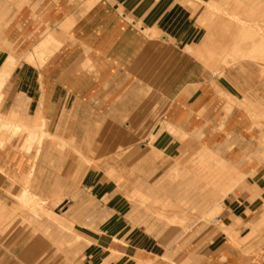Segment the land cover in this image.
Instances as JSON below:
<instances>
[{
  "label": "crops",
  "instance_id": "obj_1",
  "mask_svg": "<svg viewBox=\"0 0 264 264\" xmlns=\"http://www.w3.org/2000/svg\"><path fill=\"white\" fill-rule=\"evenodd\" d=\"M17 1L22 2L20 9L9 15L11 20L0 34V71L10 54L7 46H13L22 56L33 50L46 31L60 39L62 45L42 65L22 62L9 78L12 99L20 95L29 103L40 99L42 106L38 114L31 116H25L24 108L19 112L9 108L0 111L3 121L0 170L7 168L14 181L19 178L23 183L30 173L31 191L40 169L50 163L57 169L67 166L63 165L62 156L63 151L69 150L79 160L73 167L78 166L77 173L81 172L82 187L76 191L69 184L64 186L58 177L49 191L45 192L42 182L34 193L38 197L56 193L51 198H57L59 205L70 201L63 215L50 208L44 210L48 220L58 227L57 232L54 229L50 233L55 258L46 260L34 254L28 259L29 250L21 237L15 250L10 251L16 254L20 249L19 256H15L17 260L8 259L3 252L0 264H60L59 254L68 255L66 247L83 238L84 251L79 264H264V65L240 61L220 69L218 76L204 77L203 66L182 47L190 46L188 41H198L197 34L205 31L197 24L199 14L191 15L192 11L179 0ZM15 7L12 0H0V13ZM138 21L141 29L135 27ZM144 27L163 32L164 43L146 36ZM167 36L170 43L164 41ZM218 89L230 98L225 120L226 100ZM159 92L162 95L158 96ZM158 114L187 135L198 132L200 144L215 149L216 154L228 161L235 175H243L238 182L240 186L224 198L225 213L217 216V222L224 224L222 229L219 223L197 224L190 234L181 236L171 246L133 224H144L148 231L156 230L155 220L162 222V230L174 225L156 215V200L180 204L171 217L181 219L182 226L190 210H200L203 219L219 204L218 190L205 191L206 184L199 176H187L179 168L171 169L181 177L173 181L178 183L176 189L172 184L148 186L137 180L139 175L133 180L125 179L117 168L109 163L100 164L93 156L99 147L98 133L92 135L96 121L110 127L112 132L106 134L113 136L111 145L117 155L128 153L124 168H141L138 159L142 156L154 161L162 155L161 151L171 154V145L161 141L173 138L153 127ZM255 115L262 119L254 120ZM16 116L27 124L39 117L47 119L49 131L51 124L56 127L62 121L61 127L69 130L67 139H62L66 145L53 144L50 132L51 138L46 137L38 149L29 150L26 134L6 132L2 127L14 125ZM147 122L149 125L145 126ZM148 135L161 138L154 148L144 146L145 152L141 153L136 147L137 137ZM125 136L131 137L127 143ZM52 148L60 151L55 157L50 156ZM108 169L119 172L121 183L116 180L118 174L112 177ZM8 185V179L0 171V187L6 189ZM131 185L142 193L147 190L144 193L149 198L147 204L132 205L134 202L129 200L132 191H128ZM165 191H173L177 196H161ZM203 207L209 209L202 211ZM73 223L82 235L74 230ZM224 228H229L232 235L226 234ZM252 232L260 234L248 239Z\"/></svg>",
  "mask_w": 264,
  "mask_h": 264
},
{
  "label": "rangeland",
  "instance_id": "obj_2",
  "mask_svg": "<svg viewBox=\"0 0 264 264\" xmlns=\"http://www.w3.org/2000/svg\"><path fill=\"white\" fill-rule=\"evenodd\" d=\"M12 1L14 3H16L17 7H15V9H13V10L7 9L6 12L0 13V34L2 33L3 29L8 25L9 21L11 20V17H9V15H11V16L15 15L16 11L20 9V6L22 4V2H18L17 0H12ZM15 1H17V2H15ZM191 1L194 4H197V5H195V8L196 9L198 8V9H197L195 14L198 13L199 14L198 17H200L201 14H203L202 12H204L207 8V6L205 5L206 3H203L202 1L199 2L196 0H191ZM205 1H209V0H205ZM260 2H262L261 4L264 5V0H262V1L261 0H257V1H253V0H245V1L244 0H237L236 1V0H233L231 2V6H230V4L229 5L227 4L226 0H216V7H218V9L217 8H215V9L211 8L212 11H210L211 9L209 11L217 13V14L222 13L221 16L226 18V20L231 25V28L233 30V35H235V34L237 35L238 29L240 27L241 28L244 27L246 29L245 35H247V38H254L255 40L256 39L259 40L260 37L261 38L264 37V32H262V30L260 32V30H259V32L255 33L254 28L255 29H257V28L259 29L261 27L264 28V21L262 20V22H261L259 17H257V16L254 17L253 15H250V13H247V12L243 13V10L250 8V7L256 8V7H258V4H260ZM199 3H201V5H199ZM235 4H236V6L237 5L238 6L237 7L235 6V8H233V6ZM243 7H244V9H243ZM213 10H215V11H213ZM239 10L241 12H239ZM225 12H229L230 16L227 14L225 15L224 14ZM198 17H197V19H198ZM227 17H229V18H227ZM236 31H237V33H236ZM213 32H212L213 36L215 35L213 38H216L217 37L216 33H218L219 31L215 28V30H213ZM48 33H49V31H46L43 39L39 42V44L35 45V47L33 48L32 51L25 53L22 56H20L17 53L16 48H14L13 46L12 47L7 46V49H8V47H10L9 48L10 50L8 49L10 51V54H9L5 64H4V67L0 71V78L8 79V80H5V85L3 86L2 90L0 91L3 93V96L1 95V99H0V111H4V110L9 108L10 110L13 109V111L19 112V111H21V109L24 108L25 112H26L25 116H27V115L31 116L30 114H36L37 112H39V110H41L42 104H40V99L37 100V102H35V103H29L28 99L26 100V99H23L21 97L22 95H20V97L16 98L15 100L12 99L11 98V92H10L11 89L9 86V78L11 76L10 74H12V72L16 69V67L19 66L22 62H26V63H29L31 65H40V63L42 62L41 63V65H42L62 45V41L60 39H56L58 42H55L53 44V46L52 45L48 46L46 44V41L48 40V35H49ZM161 34L162 35H160L157 38V40L159 42H161L163 40L164 33L162 32ZM218 34L220 35L221 33H218ZM197 35L200 36V39L198 41H192V42L188 41V44H191V45L196 44V45L200 46L203 42V39L206 37V33L200 32ZM248 36H250V37H248ZM257 37H259V38H257ZM250 40L251 39H249V41L247 42V45L245 46L246 49L244 48L246 51L249 49V45L252 42V41L250 42ZM42 43H43V45H41ZM182 48L185 49L186 47H182ZM54 49H55V51H53ZM187 51L184 50V52H187ZM45 56L47 57V59ZM29 57H32V61L29 60ZM213 57H214V61H219L222 58L221 56H219V54H217L216 56H213ZM42 58H43V60H42ZM233 58H234V55H231L230 56V61L232 60L231 62H233ZM36 60H37V62H36ZM221 63L219 61L217 67H219V65H222L225 67L228 64V63L223 64V62H221ZM14 64H15V66H14ZM11 68H13V69H11ZM6 71H8V72H6ZM8 75H9V77H8ZM219 85L228 90V87L225 84L221 83ZM160 95H162V94L159 92L158 96H160ZM8 97L10 99V102L7 103ZM227 101L228 100H226V102ZM227 104H228V102H227ZM232 104L234 106L235 102H232ZM6 105H8L9 107L5 108ZM64 114H65V112L62 111L61 116L63 117ZM162 116H163V114H158L157 119L154 122L155 124L153 127H158L160 129L159 131L163 130L162 131L163 133L168 132L167 137L173 138V140H171V141H169V140L166 142H164V140L161 141L162 144L171 145V147H169V149H172L171 154H168V153L160 150L162 152V155L160 157H158L157 159H155L154 161H147L146 158H143V156L140 158V160L138 159V161H141L140 162L141 168H138L135 170H133L132 166L130 168H124L123 167V161L127 159L128 153H125L124 155H117V152L115 151L116 150L115 147H113V145H111L112 144L111 138L113 136L106 134V132H112L110 127H108L107 125H104L105 122H103V121H96V124L94 125V129L92 131V135H93V133H98L96 135V143L99 147L97 148V151L93 155L94 158H96L97 162L100 164L109 163L113 167L117 168L118 171H120L123 175H125V177H126L125 179L128 178L129 180H133V179H136V176L139 175L140 177L139 178L137 177V180H143L144 182H146V184L148 186H154L155 184H157V185H159V184L160 185L172 184V188L176 189L178 183L173 182V181L180 180V178H181V177L177 176L176 172L173 173V171L177 168H179L181 170V172H183L187 176H190V175L199 176V174L202 175L203 172L206 173L207 172V169H206L207 164H205L203 166L201 161H200L201 155L203 154L202 151H203L204 145L200 144V141H198V140H200V138L197 137L198 132H195L194 134L187 136V134L185 133L186 134L185 135L183 133L184 131L179 127H176L177 131L175 129H171L172 126L167 128V126L170 123L168 124V122L164 121ZM253 119L257 120L256 118H253ZM261 119L262 118H258L257 121L259 122ZM0 122L2 123L3 121L0 120ZM61 125H62V121H60L56 125V127L55 126L52 127V124L50 125V132H52L53 138H54L53 144L66 145V144H64L62 139H67L66 135L69 134V130H67L66 128H62ZM97 125H99V127H97ZM148 125H149V123L147 122L145 126H148ZM171 125L174 126V124H171ZM159 126H161V128ZM53 128H54V130H53ZM166 130H167V132H166ZM11 131H12V128H7L6 132H11ZM14 131L15 130H13L12 132H14ZM175 132H178V133H175ZM180 132H181V134L182 133L183 134L180 135ZM23 133H26V131L23 130ZM126 137L128 138V136H125L124 138L126 139ZM129 138H131V137H129ZM129 138L126 139L127 140V141H125L126 143L129 141ZM137 138L139 140L136 141V144H137L136 147L139 148L141 153H144L145 150H143V147L145 146V148L147 149V145H148V149L154 148V144L156 142L157 143L159 142V139L161 138V136L148 135V136L137 137ZM114 139H116V137H114ZM194 140L196 141V144L193 143V142H195ZM197 146H199L200 148L202 147V148L198 149L199 147H197ZM69 148L70 147H68V149ZM17 149H19V148H17ZM58 149H59V147H58ZM211 150L216 154L215 149H211ZM197 152H199V153H197ZM58 153H60L59 150L52 148L50 156L55 157L56 155H58ZM144 156H145V154H144ZM218 156L220 158H222L220 155H218ZM62 158L64 159V160H62V163H64L63 165H67V166H63V167H60L57 169L55 167H51L53 164L50 163V164H48L49 165L48 167L40 169L41 173L39 172V174H37L35 181L32 183L33 187L31 189V192L26 193V195H28V194L30 195L31 193H33V194L36 193L35 191L37 190V186L40 187L42 185L40 183H42V182H43V188H44L45 192L49 191V188L51 186H53V182L55 180H57L58 177L64 186L65 185L67 186L69 184L71 186V188H74L76 191H80V189H81L80 187H82V184H81L82 179L80 176L81 172H80V174L77 173V172H79L78 166H76V168L73 167V165H78L79 160L77 158H75V154L69 150H66L65 152L63 151ZM222 159H224V158H222ZM205 166H206V168H205ZM215 167H217V166H215ZM172 168H173V171L171 172ZM193 168H196L197 172H195V170H193ZM203 168H205V171ZM110 169H113V168H110ZM110 169H108V171ZM224 169H225V172L227 174L229 169H226V168H224ZM198 170H200L201 172H199ZM0 171L6 177V179H8V182L10 184V185H8V187L6 189H4L3 187H0V198H1V200H0V222L2 221V219H4L5 221L7 220L6 222L2 221V224H0L1 225L0 226V258L3 256V252H4L8 256L7 257L8 259L11 258V259L16 261L17 258L15 256L16 255L19 256L20 249L18 248V251L16 252V254H13L10 251L15 250V245L17 242H20L21 237H23L25 239L24 240L25 246L29 250L28 259L31 256H33L34 254L40 256V258L44 257L46 260H51L52 258H55L56 257L55 256L56 255L55 254L56 249L50 241V233L53 232L54 229L57 232L58 227L48 220L44 210H47L48 208H50L56 214L63 215V213L68 209V207L70 205V201H65V202L61 203V205H59L60 203H57V198L56 199L51 198V195L57 196L56 193H55L56 195L53 193L52 194L50 193L51 194L50 196H41L39 198L29 196L31 198H27V199L23 200L22 196L25 194L24 188H25L26 183L20 182L21 179H19V178H18L19 181H17V180L14 181V179H12V177H10L9 170L7 168H4L3 170H0ZM198 172H199V174H198ZM103 173H104V177H105L106 173L105 172H103ZM230 173H231L232 177H234V181L232 183H230L232 185H230L229 182L227 183V187H229V188H226V187L224 188L225 183H226L225 179H223L224 177L222 178L223 182H219L220 185L217 183L218 185L216 186L214 184L211 185V183H209L210 185H208V182H210V181L205 180L203 178L204 177L203 175H202L203 177L200 176V179H202V181H204V183L206 184V186L204 187L205 191H208L209 188L210 189L212 188V189L218 190V193H220V195L218 197L219 204L215 207L216 211L218 212L217 215H215L209 219H207V218L201 219L200 216L203 213H201L200 210H198V211L190 210V212H189L190 214L188 216L187 222L185 223V226H182V225H180L182 223H179V224L169 225L166 227L165 230H162V225H161L162 222L157 221V220H155V222H154L155 226H156V230H154V231H148L147 226L144 224H133V225L144 227L148 233L156 235V237H158L162 241L167 242V245H169V246L177 244L180 241L181 236L190 234L189 232L193 228H195L197 226V224H204L205 226H211V225L219 223L218 227H220V229H222L221 227H223L224 224H223V222H217V218H218L217 216L218 215H224V213H225L224 198L228 195L229 192H232L235 187L240 186V183H238V181H240L241 178L238 175H235V171H233V170H231ZM116 180H118L119 183H121L122 177L120 176V174H118V177L116 178ZM110 181H113V179H110ZM124 187H126V184L124 185ZM134 189H135L134 185H131L128 187V191H132V193L129 195L130 202L131 203L134 202L132 205H134L136 203H140L143 200L146 201V199L142 198L141 196L144 195V193L147 190L143 191V193L142 192L137 193ZM174 189H173V191H174ZM172 192H166L165 191L164 193H162L160 195L163 197H165L166 195H169L172 197L177 196V194H175L174 192L172 195ZM130 196H131V198H130ZM132 196H133V198H132ZM2 197L3 198L4 197H10L12 200L8 199V198L3 199ZM131 199H132V201H131ZM136 199H137V201H135ZM163 199H166V198H163ZM34 207L35 208L37 207L36 208L37 209L36 214L33 211ZM50 209H48V210H50ZM142 209L146 210L145 207H142ZM205 209H209V208L207 207ZM205 209L203 207L202 211ZM174 210H176V209H174ZM181 226L185 227V228H187V227H190V228L187 231L183 232L181 230V228H182ZM22 227L25 229V231H23V232H21ZM73 228H74V223H73ZM47 229H49L48 230L49 232L47 231ZM224 229H226V228H224ZM74 230H75V228H74ZM76 232H78V231H76ZM224 232L226 233V231H224ZM63 233L65 235H68V231H66V230H64ZM2 234H3V236H1ZM79 234L82 235V233H79ZM259 234L260 233H258V232H252L248 235V239L256 238V236H258ZM231 235H229V236H231ZM74 237L75 236L71 237L72 240ZM82 243H85L84 238L77 241V242L74 241L72 245L67 246L66 247V250H67L66 254H68V255L65 256L63 254H59L60 264H79V261H80L81 257L83 256L82 254L84 251V247H81ZM87 244H89V242ZM30 264H32V262Z\"/></svg>",
  "mask_w": 264,
  "mask_h": 264
},
{
  "label": "bare ground",
  "instance_id": "obj_3",
  "mask_svg": "<svg viewBox=\"0 0 264 264\" xmlns=\"http://www.w3.org/2000/svg\"><path fill=\"white\" fill-rule=\"evenodd\" d=\"M96 1V0H95ZM196 1H202L203 3H206L205 5L207 6L206 10L204 12H202L203 14H201L200 17H198L197 19V24L200 28H203L205 33H206V37L203 39V42L200 46L198 45H190V46H187L184 50L187 51L186 54L190 57V58H193L195 59L196 61L199 62V65H202L203 66V69L204 71L206 72L204 77H209V78H213L214 76H218L220 73H219V70L220 69H223V68H228L229 66L231 65H234L235 63H238L240 61H253V62H258V63H261L262 65H264V37H260V39H254V38H247V35H245L246 33V29L244 27H240L238 29V33L237 35H233V30L231 28V25L229 24V22L226 20V18H224L221 14H217V13H214V12H210L212 11L211 8H217L216 7V0H209V1H205V0H196ZM227 1V4L231 6V2L233 0H226ZM237 1V0H236ZM245 1V0H244ZM253 1H257V0H253ZM262 1V0H261ZM179 2L185 7V8H188L189 10H191V15L192 13L195 14L197 9L195 8V5L197 4H194L192 3L191 0H179ZM262 2H260V4H258V7L254 8V7H250V8H247V9H244L243 7V13L244 12H247V13H250V15H253L254 17L257 16L259 17V19L264 21V5L261 4ZM95 4V3H94ZM90 5V4H89ZM199 5H201V3H199ZM198 5V6H199ZM203 5V4H202ZM226 5V4H225ZM233 5V4H232ZM246 5V4H245ZM91 6V5H90ZM236 4L233 6V8H235ZM238 6V5H237ZM236 6V7H237ZM222 8V7H221ZM211 9V10H210ZM225 9V8H224ZM210 10V11H209ZM215 11V10H213ZM219 11V10H218ZM239 12H241L239 10ZM225 15H229V12H225L224 13ZM223 14V15H224ZM131 15V14H130ZM224 15V16H225ZM249 15V16H250ZM126 16V15H125ZM128 16V14H127ZM131 16H129V18L127 17V19L129 20ZM235 17V16H234ZM133 18V17H132ZM229 18V17H227ZM232 18V17H231ZM134 19V18H133ZM132 19V20H133ZM235 19V18H234ZM233 19V20H234ZM256 19V18H255ZM131 20V19H130ZM129 20V21H130ZM242 20V19H241ZM240 20V21H241ZM245 20V19H244ZM248 20V19H247ZM137 23V22H136ZM242 23V22H241ZM136 24H134L135 26ZM142 26L141 22L138 21L137 23V28L141 29L140 27ZM252 27V26H251ZM258 27V26H257ZM215 28L219 31L218 33H221L220 35L218 33L217 34V37L216 38H213V30H215ZM60 30V29H59ZM264 32V28H257L255 29L254 28V32ZM143 33L146 35V36H149L151 39H154V40H157V38L162 35L161 31L159 29H151V28H148V27H144L142 29ZM56 32V31H55ZM214 33V32H213ZM250 33V32H249ZM48 40L46 41V44L49 46V45H52L55 43V42H58L54 36H53V33H48ZM258 34V33H257ZM250 37V36H248ZM257 37V38H259ZM170 37L167 36V39L164 40L165 42L167 41L168 43H170ZM250 40V45H249V49L246 51L245 49V46L247 45V42ZM163 41V40H162ZM161 41V42H162ZM166 42V43H167ZM164 42H162L161 44H163ZM174 43V42H173ZM39 44V43H38ZM59 44V43H58ZM249 44V43H248ZM43 45V43L41 44ZM57 45V44H56ZM46 46V45H45ZM186 46V45H185ZM40 47V46H39ZM38 47V48H39ZM47 47V46H46ZM53 48V47H52ZM57 48V47H56ZM245 48V49H244ZM248 48V47H247ZM48 49V48H47ZM187 49V50H186ZM52 50V49H51ZM55 51V49L53 50ZM53 53V52H52ZM217 54H219V56H221L222 58L219 60L220 63L223 62V64L225 63H228L225 67L222 66V65H219L218 66V63L219 61H214V57L213 56H216ZM231 55H234V58H233V62L230 61V56ZM38 57V56H37ZM46 57V56H45ZM34 58V57H33ZM39 58V57H38ZM35 59V58H34ZM47 59V57H46ZM45 59V60H46ZM29 60L32 61V57H29ZM43 60V58H42ZM12 61V60H11ZM230 61V62H229ZM13 62V61H12ZM35 62V61H34ZM37 62V60H36ZM87 62V60H86ZM91 62V61H89ZM42 63V62H41ZM40 63V65H41ZM88 63V62H87ZM222 64V63H221ZM84 65V64H83ZM92 65V64H91ZM13 66V65H12ZM15 66V64H14ZM87 67H89L88 65H86ZM85 67V66H84ZM15 68V67H14ZM91 68V66H90ZM212 70H211V69ZM13 69V68H11ZM7 70V69H6ZM5 71V70H4ZM8 72V71H6ZM11 73V72H10ZM11 75V74H10ZM3 77V76H2ZM9 77V75H8ZM5 80H8V79H2L0 78V91L2 90L4 84H5ZM215 85V84H214ZM218 93L219 95H221L225 100H228V104L226 102V106L225 108L223 109V111H225V117L223 118L224 120L228 117V113H229V110H230V105H229V95L225 92H223L222 90L218 89ZM1 95L3 96L2 92H0V99H1ZM234 102V100H233ZM254 118H256L258 120V118H260L259 115H255ZM221 119V120H223ZM16 120V123L14 125L10 124V125H2V127H5L6 129L7 128H12V131L15 130L13 133H23V130L26 131V133H23V134H26L27 136V143H28V149L29 150H33V149H38L39 145L42 143V141L46 138V137H50L51 138V133L49 131V120L47 119H43L41 117H39L38 119H36L35 121H33L32 123L30 124H27L25 123L21 118H19L18 116H16L15 118ZM222 122V121H221ZM223 123V122H222ZM169 124V123H168ZM167 124V125H168ZM221 125V124H220ZM223 125V124H222ZM221 125V126H222ZM171 127V129H176L177 126H173L171 124H169L167 126L168 127ZM161 128V126H159ZM221 130V129H220ZM169 131V130H168ZM167 132V130H166ZM168 133V132H167ZM170 133V132H169ZM175 133H178V132H175ZM185 134V132H183ZM182 133V134H183ZM181 132H180V135H182ZM176 135V134H175ZM186 135V134H185ZM184 135V136H185ZM192 135V133H191ZM188 136V135H187ZM182 138V137H181ZM195 141V140H194ZM199 141V140H198ZM2 143V142H1ZM196 144V141L193 142ZM202 148V147H201ZM200 147L198 149H201ZM157 150V149H156ZM198 151V150H197ZM159 152V151H158ZM203 154L201 155V163L202 165L204 166L205 164H207V168L205 166V168L207 169V172H203L202 176L201 174H199V172H201L200 170H198V174H199V177L202 176L205 180H208L210 182H208V185H210L209 183H211V185H218L219 182H223V179H225V186L224 188H229L227 187V183L229 182L232 183L234 181V177H232L231 175V170L234 171V169L232 167H230L228 164V161L220 158L217 154H215L211 148H208L206 146L203 147ZM199 153V152H197ZM159 156V155H158ZM200 158V157H199ZM198 159V158H197ZM199 162V161H198ZM200 166V165H199ZM217 166V167H215ZM220 166V167H219ZM197 168V167H196ZM196 168H193V170H195V172H197ZM201 168V167H200ZM199 168V169H200ZM205 168L204 171H205ZM229 169L228 170V173L226 174L225 172V169ZM189 170V169H188ZM191 170V169H190ZM110 175L112 177H116L117 174L114 170H110ZM195 174V173H194ZM205 174V175H204ZM207 174V175H206ZM239 175V174H238ZM30 176L31 174L29 173L28 174V177L26 179V181L24 183H26L25 185V188H24V195L22 196V199L25 200L27 198H31L29 196H32V197H35V198H39L37 195L31 193L30 195H26V193H30L31 191L29 190V180H30ZM243 176V175H242ZM242 176L239 175V177L242 179ZM201 177V178H202ZM224 177V178H223ZM238 177V178H239ZM207 178V179H206ZM223 178V179H222ZM240 179V180H241ZM236 182V181H235ZM239 182V181H238ZM218 183V184H217ZM237 184V183H236ZM220 185V184H219ZM232 185V184H230ZM234 186V185H233ZM218 188V187H217ZM222 188V187H221ZM220 188V189H221ZM137 193H139L140 191L138 190H135ZM225 191V190H224ZM141 193V192H140ZM134 196V195H133ZM132 196V198H133ZM136 196V195H135ZM142 198L146 199V201H141L140 203L145 205L148 203V200L149 198L146 197L145 195H142L141 196ZM131 198V196H130ZM137 198V197H136ZM139 198V197H138ZM43 200V199H42ZM137 201V199L135 200ZM24 202V201H23ZM22 202V203H23ZM42 202V201H41ZM44 202V201H43ZM19 203V202H18ZM36 203V202H35ZM24 204V203H23ZM26 204V203H25ZM34 204V203H33ZM156 205H157V209L155 211L156 215L157 216H160V217H163L164 219L168 220L169 222H171L172 224H179L182 222L181 219H177L176 217L172 218L171 217V213H173L174 211H176L178 208H180V204L178 203H175V202H171L169 200L167 201H159V200H156ZM23 206V205H22ZM27 206V205H26ZM29 206V205H28ZM37 208V207H36ZM35 207L33 208V211L35 212V214L37 213L36 212V209ZM164 208V209H163ZM176 209V210H174ZM21 210V209H20ZM19 211V210H18ZM22 211V210H21ZM51 214V213H50ZM218 212L216 211V209H213L212 211H210L208 214H206L203 218H211L215 215H217ZM8 219V218H7ZM13 219V218H12ZM213 219V218H212ZM2 221H5L4 219H2ZM2 221L0 222V224H2ZM7 221V220H6ZM5 221V222H6ZM11 222V221H10ZM182 225V224H180ZM1 226V225H0ZM231 229V228H230ZM234 232V231H233ZM238 232V231H237ZM226 233L228 235H231V232L229 230V228H226ZM82 236L79 235L78 236V239H80ZM230 238V237H229ZM234 238V237H233ZM232 240V239H231ZM93 241V240H92ZM235 241V240H234ZM96 243V242H95ZM238 243V242H236ZM239 244V243H238Z\"/></svg>",
  "mask_w": 264,
  "mask_h": 264
}]
</instances>
